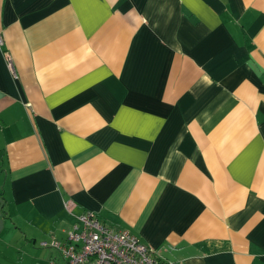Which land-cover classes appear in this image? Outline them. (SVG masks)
Returning <instances> with one entry per match:
<instances>
[{"label":"crops","instance_id":"0c3cea01","mask_svg":"<svg viewBox=\"0 0 264 264\" xmlns=\"http://www.w3.org/2000/svg\"><path fill=\"white\" fill-rule=\"evenodd\" d=\"M0 34V264L61 262L86 210L264 264V0H0Z\"/></svg>","mask_w":264,"mask_h":264},{"label":"built area","instance_id":"2783aa9c","mask_svg":"<svg viewBox=\"0 0 264 264\" xmlns=\"http://www.w3.org/2000/svg\"><path fill=\"white\" fill-rule=\"evenodd\" d=\"M3 44L0 34V46ZM9 70L16 77L13 63L6 55ZM75 202L65 200V209L73 213ZM76 221L64 240L52 237L41 240L40 246L58 251L61 262L50 264H165L155 250L127 228H114L93 211L75 215Z\"/></svg>","mask_w":264,"mask_h":264},{"label":"water","instance_id":"95a60500","mask_svg":"<svg viewBox=\"0 0 264 264\" xmlns=\"http://www.w3.org/2000/svg\"><path fill=\"white\" fill-rule=\"evenodd\" d=\"M1 209H2V202H1V200H0V227H1L2 224H3V219H2V217H1Z\"/></svg>","mask_w":264,"mask_h":264}]
</instances>
